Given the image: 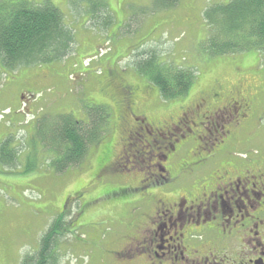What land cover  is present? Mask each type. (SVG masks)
<instances>
[{"label":"rangeland","instance_id":"rangeland-1","mask_svg":"<svg viewBox=\"0 0 264 264\" xmlns=\"http://www.w3.org/2000/svg\"><path fill=\"white\" fill-rule=\"evenodd\" d=\"M51 1L62 9L75 35L73 51L51 63L16 69L0 63V144L10 138L20 154L16 165L0 161V264H22L25 256L35 254L57 219L62 224L54 247L56 264H119L115 252L143 226L154 203L139 201L141 190L127 188L145 178L144 166H121L127 147L121 97L105 91L116 86L120 75L127 85L153 97L151 105L137 109L151 120H176L200 90L217 80L229 88L241 78L253 86V93L261 86L264 110V59L256 51L196 55L207 37L203 13L212 0H179L175 6L172 0H106L113 14L110 25L105 16L93 23L87 3ZM151 51L159 54L160 62L197 67L186 96L162 99L157 87L135 70L134 62ZM93 104L110 105L109 130L90 145L79 166L57 172L49 164L56 153L51 157L52 151L35 138L38 122L64 113L85 121L87 106ZM144 139L141 134L131 140L139 159L147 149ZM115 190L117 196H104Z\"/></svg>","mask_w":264,"mask_h":264},{"label":"flooded vegetation","instance_id":"flooded-vegetation-1","mask_svg":"<svg viewBox=\"0 0 264 264\" xmlns=\"http://www.w3.org/2000/svg\"><path fill=\"white\" fill-rule=\"evenodd\" d=\"M114 82L105 92L121 97L127 140L121 166H144L145 178L127 188L142 191L139 201L154 203L143 226L115 252L119 264H264L261 86L253 93L246 79L229 88L217 80L176 120H151L137 106L151 105L153 97L120 75ZM141 134L143 159L131 142Z\"/></svg>","mask_w":264,"mask_h":264},{"label":"trees","instance_id":"trees-1","mask_svg":"<svg viewBox=\"0 0 264 264\" xmlns=\"http://www.w3.org/2000/svg\"><path fill=\"white\" fill-rule=\"evenodd\" d=\"M77 6L87 3L91 21L103 16L113 23V14L106 0H70ZM179 0H172L175 6ZM207 37L196 47L200 57L240 54L256 51L264 59V0H212L204 10ZM75 35L65 21L60 7L51 0H0V63L11 69L63 59L73 51ZM145 54V55H144ZM137 55V54H136ZM134 62V68L154 84L162 99L185 96L197 78V67L160 62L159 54L145 52ZM88 120H78L72 114L42 118L35 138L46 147L49 162L57 172L79 166L89 147L103 137L111 124V107L89 105ZM49 115V114H47ZM7 138L0 144V161L9 165L19 162V152ZM50 157V158H51ZM62 221L50 225L41 239L40 249L23 258L22 264H56L54 247ZM57 227V228H56Z\"/></svg>","mask_w":264,"mask_h":264}]
</instances>
